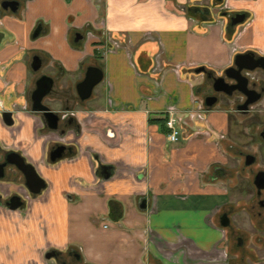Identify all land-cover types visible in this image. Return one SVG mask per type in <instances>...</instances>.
Returning a JSON list of instances; mask_svg holds the SVG:
<instances>
[{
	"label": "crops",
	"instance_id": "0c3cea01",
	"mask_svg": "<svg viewBox=\"0 0 264 264\" xmlns=\"http://www.w3.org/2000/svg\"><path fill=\"white\" fill-rule=\"evenodd\" d=\"M10 1L15 12L0 8V93L20 98L44 73L58 95L51 109L75 112L80 129L70 152L43 166L54 134L44 142L24 114L0 124V147L25 153L48 184L28 208L0 209V264H59L48 250L66 264H232L216 221L226 190L209 177L227 111L202 106V121L175 144L164 120L201 100L194 69L221 70L233 48L264 50V0H226L228 13L245 15L232 28L212 0ZM88 66L102 78L80 102L74 87Z\"/></svg>",
	"mask_w": 264,
	"mask_h": 264
},
{
	"label": "flooded vegetation",
	"instance_id": "af4514ba",
	"mask_svg": "<svg viewBox=\"0 0 264 264\" xmlns=\"http://www.w3.org/2000/svg\"><path fill=\"white\" fill-rule=\"evenodd\" d=\"M2 1H10V0H2ZM0 1V3L2 2ZM214 1V4L216 5L215 9L217 10V12L219 13V15L221 17L225 18V23L227 27H235L238 24H242L244 22L245 19V15L244 14H238V13H228L227 11L228 8L226 6V0H212ZM243 19L242 22H240V19ZM38 29L39 26H36V28L33 30L32 32V36L31 37H35L38 33ZM76 35V34H75ZM75 38V36H74ZM233 55L235 54H242V53H252L254 58H260V60L257 61L258 63V67L255 68L253 71H245L242 70L240 73L243 77L246 78L247 80V89L248 90H252L254 92H256L257 94H259V99L257 101H255L254 103L250 104L247 106L246 110H242V111H238L236 110V108L238 106H241L244 104V102L247 99H251L253 97V95H249L247 97L236 93L235 91H232V93L230 94V96H225L222 93H218L212 90L211 84L213 82V79H217V78H221L222 81H220L219 86L222 87H226V85H232L233 82L229 79H227L224 76L223 70L229 66H232V56L229 60V63L222 68L221 70L218 71H214V70H205L204 74H201L203 76V78L201 79V84L197 87V92H201V90H203V86L202 85V81L205 82V88L207 90V94L205 96H202L201 100L199 101L198 104H200V106L202 107V99L205 97H210V98H214L215 102L214 104L208 108H214V106H218L222 109L229 107L231 105V107L233 108L232 110L234 112H237L238 114H240L243 117L248 116V114L252 111L253 107H260V109H263V113H264V50L262 51H251V50H242L241 52H236L234 50V48L231 51ZM36 56H33L32 58H34ZM32 58L30 60L29 63V69L31 72L33 73H37L39 71V68L35 71H32L30 68V65L32 63ZM40 61V60H39ZM195 70V69H194ZM200 74V73H199ZM48 77L49 79H51L52 83L50 85V87L48 88L47 91H44L42 89L41 92H45L43 94V96L41 97L40 100V104L43 107H46L51 113L56 114L59 118H60V122L58 125V128L56 130V132H50L47 130L46 127L42 126L41 123L39 122V128H36V131H38L39 129H43V132L41 133V135L43 136L44 142H49V140H46L48 136V134H54L55 137L58 139V141L53 144L50 145L47 149V153L46 154H42L41 158L39 159V163L43 166H45V163L51 162L49 160V153L50 151L55 147V146H62L64 147V151L62 153V156L60 158L63 157V155H66L67 152V147L70 146L69 143L66 142L69 133L71 132L73 135L77 136L80 126L78 124V122L75 123L74 121V114L75 112H70L67 108H65L66 106H62L63 108H61L62 110L59 111H54L51 109V104L57 100V92L54 91L53 89V78L41 73L39 74L33 81L31 88H29L28 92L23 94V96L19 98H14V100L12 99L10 100V97L12 98L11 94H1L0 93V124L4 127H11L14 123V116H17L18 114H24L26 116H30V117H39V113H33L30 111V107H31V95L32 93L36 90V84L35 82L40 78V77ZM207 76V77H206ZM83 77V76H82ZM82 79V78H81ZM81 79L79 81H81ZM78 81V82H79ZM77 82V83H78ZM225 85V86H224ZM6 101V102H5ZM9 101V102H8ZM261 103V104H260ZM260 104V105H258ZM204 107V106H203ZM258 107V108H259ZM205 108V107H204ZM226 110V109H224ZM229 112V111H227ZM253 112V111H252ZM4 113H9L10 114V118L12 120V124L10 126H6L1 119V115ZM230 114V113H229ZM227 118H228V114H227ZM38 120V119H37ZM76 120V119H75ZM73 125L74 129H68L69 126ZM264 127L261 128L257 134H256V138L257 141H259L260 143H264V133H263ZM50 139V138H49ZM225 141V140H224ZM223 141V143H224ZM70 149V148H69ZM10 153H14L16 155H18L22 161L25 164H29L33 170L35 171L36 175L42 180L44 187L40 190V192L38 194H31L27 191V189L24 187L23 184V178L20 175V173H18L17 171H15L12 167H10L7 162L8 160H10V157H7L8 154ZM237 154H239V158L241 159V164L243 169H247L249 175L251 176V180H250V186L252 188V194L251 197L249 198L250 204L248 205V212H251L249 215H251V217H253L254 219V225H252L251 227H253L254 229V247L257 249V258H256V263L255 264H264V183L262 181H260L259 186H263L262 188L259 189H255L254 186L252 185V181L254 176L257 174L259 175V177H263L262 174H264V159L261 157H258V154H255L254 152H236ZM258 155V156H257ZM45 157V158H44ZM46 161V162H45ZM54 162V161H53ZM52 162V163H53ZM259 162L263 165H259ZM219 162L215 163L212 168L210 169V174L209 177L210 178H216L217 176H224L227 173L225 171L222 170V168L220 167V164L218 165ZM0 209L5 210L7 212H15L17 210H21V209H26L30 206V204L32 203V201H34L35 199L40 197V194L43 192H45L47 190V180L45 178H43L41 175H39L33 165V163L31 161H29L27 155L23 152H21V155L19 153H16L15 151L12 150H7L4 149L3 147H0ZM256 166V169L253 171L252 167ZM8 181V183H10V185L15 186L14 189H12L11 191H8V189L6 188V186H4L6 184V182ZM7 190V191H6ZM2 191H6V192H2ZM17 204V208L14 211H11L8 209L9 205H14ZM226 217L228 223L226 225V227H223V229L225 231L231 230L232 229V225L230 223V218L228 215V210H220L216 216V221L219 224L220 222H224V218ZM229 232V233H230ZM246 235L245 231H241L239 235H235L233 236V241L232 244H234L233 247H240L241 249L244 248V237ZM232 237V235L230 236V238ZM226 244L228 245V242L226 240ZM230 245V244H229ZM232 246V245H231ZM48 252H52V251H47ZM244 252V250H243ZM242 252V253H243ZM55 254V252H52ZM56 255V259L58 260L59 264H66L64 262V260L62 259V257H60L58 254ZM77 259V256H74ZM240 262L242 263L243 257L240 256L239 258ZM247 260V258H246ZM247 264V263H246Z\"/></svg>",
	"mask_w": 264,
	"mask_h": 264
},
{
	"label": "rangeland",
	"instance_id": "374dc122",
	"mask_svg": "<svg viewBox=\"0 0 264 264\" xmlns=\"http://www.w3.org/2000/svg\"><path fill=\"white\" fill-rule=\"evenodd\" d=\"M206 3L207 1L203 0L199 4V6H204L206 5ZM204 85L205 82L202 81L201 86H203L204 89L198 93L199 98H202V96H205L207 94V90ZM198 86H196V89ZM214 107L216 109H222L219 107V105ZM258 107H253V112L251 111L246 117H243L237 112H234L231 105L224 108L226 109V111H229L227 112V121L229 128L226 136H224L225 141L223 143V157L220 158L218 165L220 164L222 170L227 174L224 176H217L216 178H210L211 180H213L212 183H220L226 190V198L224 203L221 205L220 210H228L230 223L233 229V231L231 230V232L229 230L230 233L228 231H225V237L228 242L227 246L229 249L226 250V255L227 257H229V262H231L232 264H239L240 260H235L238 254L239 257L241 256L244 259L242 260V264L244 262H246L247 264H255L258 255L257 249L253 245L254 235L256 233L254 234V229L253 227H251L252 225H254L255 221L253 217L249 215L251 212H248L247 210L248 205L250 204L249 198L252 194V188L250 186L251 176L249 175L247 169H243L239 154L236 153L244 151L254 152L255 154L259 155H257L258 157H260L261 155V157L264 159V143H260L256 138L257 132L264 127L263 109H260V107ZM224 137L222 135L220 141ZM259 165L263 164L259 162ZM255 169L256 166H253L252 170L254 171ZM206 180H209V178L206 177ZM241 231L246 232V235L244 237V248L242 249L240 247H233L234 244H232L233 236L239 235ZM231 235L232 237L230 238Z\"/></svg>",
	"mask_w": 264,
	"mask_h": 264
},
{
	"label": "water",
	"instance_id": "95a60500",
	"mask_svg": "<svg viewBox=\"0 0 264 264\" xmlns=\"http://www.w3.org/2000/svg\"><path fill=\"white\" fill-rule=\"evenodd\" d=\"M220 1V0H217ZM17 7V3L15 1H2L0 3V8L4 11L8 10L10 12H15ZM196 11H199L198 9ZM244 17L240 19V22H242ZM80 39V35L76 34L74 38V42H77ZM260 60V58H254L252 53H242V54H235L232 56V66H229L223 70L224 76L231 80L233 82L232 85H226V87L219 86L220 81H222L221 78L213 79V82L211 84L212 90L218 93H222L225 96H230L232 91H235L236 93H239L245 97L249 95H253L251 99H247L243 105L238 106L236 110L242 111L246 110L247 106L254 103L259 99V94L252 90H248L247 80L245 77L241 75V71H253L255 68L258 67L257 61ZM40 61L37 57L32 58V63L30 65V68L32 71H35L39 68ZM195 74H204L205 70L203 67H198L194 70ZM207 77V76H206ZM102 78L101 71L92 66H88L85 68L83 77L81 81H79L75 87L74 91L75 94L80 102L85 101L89 98L92 88L97 85ZM52 81L48 77H40L36 82V90L31 95V107L30 111L33 113H39V117H37L38 121L41 123L42 126L46 127L48 131L50 132H56L60 118L54 114L51 113L46 107H43L40 104L41 97L45 93L44 91H47L50 87ZM225 86V85H224ZM42 89L44 90L43 92ZM215 102L214 98L205 97L202 99V105L205 108H210ZM2 122L6 126H10L12 124V120L10 118L9 113H4L1 115ZM264 133V130H263ZM64 151V147L62 146H55L49 153V160L51 162L60 159L62 156V153ZM67 152H70V149L67 148ZM7 157H10L7 162V164L12 167L15 171L20 173V175L23 178V184L24 187L27 189V191L31 194H38L40 190L44 187L42 180L36 175L35 171L29 164H25L22 159L14 154L10 153L7 155ZM1 167V166H0ZM1 175V174H0ZM263 177H259V175H255L252 181V185L255 189L262 188L263 186H259L260 181L264 183V174H262ZM108 175L105 176L107 178ZM17 204L9 205L8 209L11 211H14L17 208ZM140 207H143L142 205ZM224 222H220L219 225L221 227H226L228 221L226 217L224 216ZM56 257V255L52 252L45 253L44 258L49 260L50 258Z\"/></svg>",
	"mask_w": 264,
	"mask_h": 264
},
{
	"label": "built area",
	"instance_id": "2783aa9c",
	"mask_svg": "<svg viewBox=\"0 0 264 264\" xmlns=\"http://www.w3.org/2000/svg\"><path fill=\"white\" fill-rule=\"evenodd\" d=\"M202 107L198 104L193 110L184 113H176L173 109L169 108L165 112L164 128L165 140L170 144L178 142L179 138L188 136L194 132V122L202 121V116L199 112ZM72 139H67V143H75L76 136L72 133Z\"/></svg>",
	"mask_w": 264,
	"mask_h": 264
},
{
	"label": "trees",
	"instance_id": "16d2710c",
	"mask_svg": "<svg viewBox=\"0 0 264 264\" xmlns=\"http://www.w3.org/2000/svg\"><path fill=\"white\" fill-rule=\"evenodd\" d=\"M194 10H196V8H188L189 12L194 11Z\"/></svg>",
	"mask_w": 264,
	"mask_h": 264
}]
</instances>
